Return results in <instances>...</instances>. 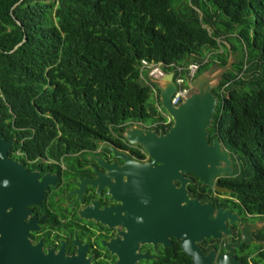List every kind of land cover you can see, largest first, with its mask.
Segmentation results:
<instances>
[{"label": "trees", "instance_id": "obj_1", "mask_svg": "<svg viewBox=\"0 0 264 264\" xmlns=\"http://www.w3.org/2000/svg\"><path fill=\"white\" fill-rule=\"evenodd\" d=\"M230 55L209 141L232 155L244 209L264 217V0H0V103L28 122L34 152L89 150L157 115L143 61L199 64L196 79Z\"/></svg>", "mask_w": 264, "mask_h": 264}, {"label": "flooded vegetation", "instance_id": "obj_2", "mask_svg": "<svg viewBox=\"0 0 264 264\" xmlns=\"http://www.w3.org/2000/svg\"><path fill=\"white\" fill-rule=\"evenodd\" d=\"M12 113L0 103L1 138L12 143L0 156V264H264V217L249 214L228 185L237 173L224 147L232 173L208 185L181 172L182 186L160 177L162 164L127 140L133 129L167 134L173 120L163 108L114 140L66 153L30 151L32 130ZM32 174L56 181L38 203L27 198ZM189 212L221 231L192 238ZM245 238L251 242L239 247Z\"/></svg>", "mask_w": 264, "mask_h": 264}, {"label": "water", "instance_id": "obj_3", "mask_svg": "<svg viewBox=\"0 0 264 264\" xmlns=\"http://www.w3.org/2000/svg\"><path fill=\"white\" fill-rule=\"evenodd\" d=\"M233 55H230L228 64L213 74L205 73L192 82L193 93L187 97L179 106L171 105V98L176 92L173 73L167 74L159 85L160 102L162 108L173 120V127L167 134H158L154 131H142L139 129L127 130V140L135 145L141 146L145 151L151 153L154 162L162 164L158 169L160 177L169 180H180L184 186L188 181L184 180L181 172L194 174L208 185L214 184L219 175L233 172L232 162L224 150L222 142L214 139L209 142V129L213 125L214 116L219 103L213 94L220 78L232 68ZM0 132V156L6 157L11 142L2 141ZM32 181L31 191L27 190L28 202L38 203L43 200L48 186L55 184V177L45 176L38 183V175L32 174L28 179ZM204 216H212L213 210L205 208ZM223 219L228 213L219 212ZM197 213L189 212V223L191 226V237L197 240L204 236L221 231V227L210 220H194ZM235 217H232V221ZM197 221V222H195ZM223 231L229 232L224 227ZM191 238V240H192ZM250 239H244L239 247L249 244Z\"/></svg>", "mask_w": 264, "mask_h": 264}, {"label": "built area", "instance_id": "obj_4", "mask_svg": "<svg viewBox=\"0 0 264 264\" xmlns=\"http://www.w3.org/2000/svg\"><path fill=\"white\" fill-rule=\"evenodd\" d=\"M168 68H174L173 72H168ZM199 64H190L187 67L165 65L163 63H150L143 61L140 68L141 79L148 85H160L162 79L169 73H173L174 82L176 85V92L171 98L172 106H179L187 97L193 93L192 82L195 80L197 72L199 71ZM154 100L156 107L162 109L160 101V92L153 87Z\"/></svg>", "mask_w": 264, "mask_h": 264}, {"label": "rangeland", "instance_id": "obj_5", "mask_svg": "<svg viewBox=\"0 0 264 264\" xmlns=\"http://www.w3.org/2000/svg\"><path fill=\"white\" fill-rule=\"evenodd\" d=\"M216 71H212V72H209V74H213V73H215ZM153 100V98L151 99V101ZM154 101V100H153ZM155 103V102H154ZM162 107V106H161Z\"/></svg>", "mask_w": 264, "mask_h": 264}]
</instances>
